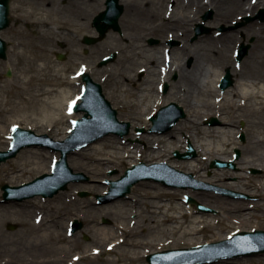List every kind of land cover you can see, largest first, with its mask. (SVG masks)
I'll return each mask as SVG.
<instances>
[{
  "label": "bare ground",
  "instance_id": "bare-ground-1",
  "mask_svg": "<svg viewBox=\"0 0 264 264\" xmlns=\"http://www.w3.org/2000/svg\"><path fill=\"white\" fill-rule=\"evenodd\" d=\"M165 1L160 0L158 3L160 8L165 6ZM175 1L181 2V0ZM123 3L125 5V13L133 12L135 9L137 13H145L142 5L134 0L123 1ZM199 3L201 9L212 7L216 12L224 15L227 20L230 15L237 12H255L259 7H264V0H200ZM148 9L150 15L156 17L152 6L149 5ZM180 9L184 11L186 6L182 5ZM31 19L36 20L34 15H32ZM165 21L168 20L165 18ZM173 21L176 24L171 27L177 31H182V34L173 33V36L177 35L179 38L183 35L182 38H185L191 33L190 25L192 20L189 19L187 14H184L181 23L177 22V19ZM47 26L51 27V24ZM152 28L157 33L164 30V27H160V25L155 23ZM165 38L167 37L163 38L164 41L162 40L159 48L148 47L147 49V46L143 44L140 47L137 46V48H141V51L136 52V59L134 58L135 55L129 57L130 59H135L136 64L142 62L146 65V69H142L146 71V76H143V79L136 80L135 74L131 70L129 71L127 66L124 65L123 68L116 70V72L112 71L113 68H109V77L111 78L112 75L120 78L123 77L127 79V85L133 82L137 94L133 91L134 88L129 89L128 87H124L122 83V94L125 97L136 96V101L131 102V105H127L126 108L128 111L125 114L133 122L137 124L139 122L142 124L145 123L149 126L150 123L146 117L151 113H155L159 108H162L169 98L168 96L161 95L159 88L155 90L153 87L151 90L145 88L144 85L154 84L157 80H159L160 86L162 82L170 85V74L172 71H176L181 75L182 82L172 84V89L174 90L173 95L175 96V100L184 105L186 113L188 112L189 116L182 120L179 126L170 133L143 135L141 139L146 143L145 150L139 144L131 147V144L125 138L120 140L117 136L110 135L104 136L90 146L88 145L89 147L87 148L76 151L70 156V163L73 166H78V162L81 161L79 166L84 168L94 181L88 186L84 187L80 183H72L67 190L61 191L53 197L35 196L24 200L7 202L3 199L4 190L0 188V255L4 252L5 246L9 250L13 247L16 248L15 252L12 251L13 253H17L21 248V244L17 241L16 236H14L15 234L5 229L6 224L10 225L11 220L1 215L8 208L15 212L31 208L37 210V222H40V225L38 224L35 229L41 231L42 228V234L39 235V242H33L29 248L41 250L43 253L41 264H86L88 260H92L88 264H98L96 259L101 257L103 253L113 251L115 253L119 249V245L124 240L121 238L122 236L117 237L114 228L101 226L100 230L103 233V238L99 237V239L101 238V243L100 241L98 242L100 245L89 248L85 245L80 246L75 242L73 253H70L71 250L67 243L70 242V236H76V234H71L69 227L74 219L84 220V217L80 213H77L76 210L81 209L82 206H85V208L92 206L98 207L101 217L105 219L118 215L126 218V215H132L130 212H135L133 214L138 218V221L135 223L138 225L137 229H139H136V234L139 237L145 236L146 234L150 235L152 234V229H155L157 238L160 239V237H164L170 231L187 238V240L179 242H185L190 245L196 243L191 237L201 233L206 228L212 229L215 225L224 223L225 220L229 222V225H237V228L234 226L224 233L212 235V237H215L214 240L229 238L234 233L236 234V232L262 230L256 228L244 230L241 227L249 224L250 218L254 217L255 213L252 212V209L257 208L262 210V213H257L256 215L264 218V202H257L251 206H247L245 201L230 200L208 190L188 192L173 190L156 181L143 180L132 188L131 194L108 203H99L96 198L90 199L89 203H87L86 199L74 196L80 188H86L96 196L100 193L102 195L106 194L110 186L103 185L101 181L104 179L115 180L121 173L107 178L105 168L102 166L108 165V163H114L115 160L120 162L127 161L130 166L137 164V161L143 158L148 161H152L153 159L159 160L163 157L169 161L172 160L171 153L173 150L180 149L184 146V139L179 136L185 134L195 144L197 157L188 161L179 162L178 167L187 169L196 174L195 176L198 178H203V180L223 185L232 190H243L255 194L261 201H264V76L261 79L248 81L246 78L241 77V75L236 74L237 78L234 79L233 85L229 89L227 88L221 91L219 83L224 71L215 72L212 70L205 62L203 50L209 48L211 50L210 52L216 53L220 50L218 43L222 42L228 51L230 42L227 41L228 37L225 34H221L220 36H202L197 41V46L194 51H187L186 53L182 51L185 47H170L166 44ZM162 51L163 54L161 55ZM73 53H76L77 56L80 55L76 51H73ZM252 53L250 52L249 57L252 59L256 58L257 53ZM167 55L170 56L169 62H167ZM187 55L193 56L194 59V65L191 69L186 68L184 63V58ZM226 55L227 52L224 56ZM21 56L29 64V67L26 69V77L19 82L6 85L5 88L0 86V91L5 96L3 99H0V114L4 116L9 113V105H14L11 107L12 109L18 105L24 111L29 110L32 112L31 115L33 117L30 118L32 120L28 121L31 126L43 129L49 125L53 127L59 126L65 116V114L59 113L58 106L61 96V101L63 99L66 101L68 109L75 100L77 101L79 99L83 88V82H81L82 88L77 93L69 96V91L65 87V83H63L64 80H67V85L69 84L70 86L71 83L78 81V74L80 72L86 71L90 74L91 68L89 69L87 65H83L80 62L76 66V70L72 67L73 69L68 71L70 76L67 78L66 66H58V64H55L48 57L40 54L34 57L27 55ZM198 56H200V60ZM262 60L264 61V55H262ZM195 62L198 66H196ZM231 63L228 60L227 64L231 65ZM61 78L63 79L62 81L60 80ZM39 87L43 88L40 89ZM54 93L56 97L52 98L51 95ZM14 97L18 98L20 103L15 100L13 101L12 98ZM209 115L217 116L221 121L220 125L204 126L200 124L201 118ZM66 116H71V114H67ZM19 120L26 121L27 119L24 117ZM241 121L245 123L243 130L239 129ZM0 122L4 121L0 120ZM72 122L74 123V121H71V124ZM71 127L66 131V134L69 133ZM241 131L247 135L245 143H241L238 139ZM10 134L7 140H4V129L0 125V146L3 145L4 148L10 146L12 142ZM131 139L134 138L131 137ZM235 147L240 148L243 153L242 157L238 160L241 170L236 172L230 169L216 168L208 176L206 173L210 169L208 165L209 161L215 158L224 160L232 159L234 156L233 149ZM43 152L39 148H26L18 156L16 155L14 159L9 160V163H1L0 185L6 179L9 185L19 186L34 180L37 177H34L37 173H50L53 160L57 157H52L51 163L46 167L35 166L31 175L26 174L29 171H26L25 164L20 162L31 157H38L40 154L45 155ZM86 160H91L89 163L93 164L84 167L82 161L85 162ZM12 165H16L17 170L12 169ZM109 167L111 166L109 165ZM251 167L260 168L263 170V173L260 175H251L248 173ZM181 194L183 198L186 195L192 194V196L198 198L203 204L205 203L219 209L220 215L211 217L200 212H195L194 210L192 211V207L185 208L180 202ZM74 209L76 210L75 212ZM169 222L172 225L170 229L165 227ZM91 224L89 222V225ZM54 227L55 231L53 232ZM115 228L122 230L124 233L131 231L125 224H115ZM49 229H52V234ZM136 243L143 244L144 242L136 241ZM157 243V245H153L152 242H149L143 248V251L127 254L126 258L130 262L127 261L126 264L146 262L143 259L148 254L156 250L165 249L168 242L164 239V241ZM105 245L108 248H105ZM53 246L60 248L61 252L58 257L53 256L55 252L54 249H51ZM118 262L119 259H112L101 264H118ZM236 263V260L224 259L220 260L218 264Z\"/></svg>",
  "mask_w": 264,
  "mask_h": 264
},
{
  "label": "rangeland",
  "instance_id": "rangeland-1",
  "mask_svg": "<svg viewBox=\"0 0 264 264\" xmlns=\"http://www.w3.org/2000/svg\"><path fill=\"white\" fill-rule=\"evenodd\" d=\"M123 1H133V0H123ZM123 1L120 0L121 5H123ZM142 5L143 9L145 10L144 14L137 13L136 9L133 12H126L124 10V13L122 14L120 18V31L110 30L106 37L96 43L93 44H86L84 42L85 36H96L98 35V32L95 27H93V21L97 14L102 12L106 8V0H12V10H11V23L10 25L0 31V35L8 42L9 49H8V57L7 59L0 58V86L3 88L6 87L8 84H14L15 82L21 81L23 78L26 77V69L29 67V64L21 55H27L30 57H34L37 55H42L45 57H48L49 59H52L55 64H58V66H66V75L67 78L70 76L69 70L75 69L76 66L81 62L83 65H87L89 69L91 68V76L94 78V80L98 83H101L103 85L104 93L106 95V98H108L111 102L114 108L118 110V118L121 121H127L131 123L130 130L128 134H124L123 137L116 134H109L106 136H117L120 140L122 138H125L127 142L131 144V147L136 146L137 144L140 145V147L145 150V141L141 139L143 135L146 134H161L157 132H150V129L152 128V122L150 121V115H146L147 120H149L150 125L147 126L145 123L142 124L139 122L137 124L136 122H133L130 118L127 117L125 114L128 109L126 108L127 105H131V102L136 101V96L128 97L124 96L122 94V83L124 84V87H128L129 89L134 88L133 82H130L129 85H127L128 81L125 78L117 77L116 75H112L111 78L109 77V68H113L112 71L116 72V70L123 68L124 66H127V69L132 71L135 76L136 80H141L146 76V71H143L142 69H146V65H144L142 62L135 63V59L137 58L136 52L141 51V48H137L142 46L143 44L149 48L154 47H160L162 44V40L164 37L166 40V44H168L172 48H183L182 51L186 53L187 51L192 52L194 51L195 47L197 46L196 43L202 36H209V35H216L220 36L221 34H225L228 37V40L230 42V48L227 51L226 47H224L222 42L218 43L219 49L218 52L212 53L209 48H205L203 50L204 59L207 65L211 67L212 70L215 72L218 71H224L223 76L226 74L227 71H230L232 74V79L234 83V79L237 78L236 74L241 75V77L246 78L249 80H255V79H261L264 76V61L262 60V55H264V21H261L260 19H250L246 20V17L248 15L254 16L256 13L261 9L264 8L259 7L255 12L251 11H245V12H237L235 14H232L228 17V20L225 18L224 15H222L220 12H216L212 7H207L206 9H201L200 7V0H181V2L175 1V0H166L165 6L160 8L159 2L160 0H134ZM149 5L152 6L153 11L156 13V17H153L149 13ZM172 5V6H171ZM182 5L186 6V9L184 11L180 9ZM125 6V5H124ZM128 10V8H127ZM91 15H89V14ZM211 13V14H209ZM160 14V16H159ZM184 14H187L189 16V19L192 20L190 28L191 33L186 36L185 38L177 37V35L173 36V33L182 34V31H177L174 28H172V25H175L173 20H178L177 22L181 23V19H183ZM208 18L205 19V16L208 15ZM34 15L36 20H32L31 17ZM89 15V16H88ZM166 20L168 21H165ZM171 20V21H169ZM63 22V23H61ZM154 23L157 25H160V27H164V30L162 32H154L152 26H154ZM237 23H242L240 26H237ZM48 24H51L50 26H47ZM198 24H203L206 28L210 29L209 31H205L202 35L196 36V28ZM225 27V29L222 31L221 28ZM220 34V35H219ZM150 39H156L158 42L155 44L150 43ZM164 41V40H163ZM173 42V44H172ZM242 44L248 45L247 53L244 57L238 60V53L237 50L242 46ZM187 48V49H186ZM228 48V47H227ZM252 49V50H250ZM73 51H76L80 53L79 56H77L76 53H73ZM116 52L117 56L116 59L112 62H110L108 65L100 66V61L104 58V56H107L109 54H112ZM227 52V55L225 53ZM250 52L257 53L256 58L252 59L249 57ZM63 53L65 58L63 60H60L58 58V54ZM252 53V54H253ZM163 54V51L161 52V55ZM131 55H135V59H130L129 57ZM127 58V60H126ZM200 60V56H198ZM227 58V59H226ZM184 63L186 68L191 69L194 65V59L193 56L187 55L184 58ZM228 60H230L231 65H228ZM240 61V62H239ZM76 62V63H75ZM196 66L197 63L195 62ZM124 65V66H123ZM75 66V67H74ZM73 67V68H72ZM76 70V69H75ZM11 72V75L8 76L7 73ZM135 71V72H134ZM68 72V73H67ZM137 74V75H136ZM144 76V77H143ZM65 78V77H64ZM81 78V77H80ZM78 78V81L75 83H71L67 85V80H64L63 83H65V87L69 91V96H72L73 94L77 93L81 86L82 79ZM169 88L164 91L162 89L161 95L168 96L169 99H167V102L165 104H169L171 102H177L178 105H182V108L185 112V116H180L179 119L176 120V123L170 127L167 130V133L172 132L177 126H179L180 122L184 119H186L189 114L186 113L185 107L181 102H178L175 100V96L173 95L174 90L172 89V84L182 82L181 75L176 72L172 71L169 78ZM63 80L62 78L60 79ZM222 80V78H221ZM221 80L219 83V88L221 91L225 89H229L228 86L224 89L221 88ZM84 83V82H83ZM232 83V85H233ZM39 85V84H37ZM159 80H157L154 84H145L144 87L148 89L157 90L159 88ZM40 89L43 87H39ZM133 91L137 94V90L134 88ZM30 93H32L30 91ZM5 97L1 91H0V99ZM52 98H55V93L51 95ZM62 98V96H61ZM59 102V113L65 114L63 117V122L59 124V126L53 127L49 125L47 128H40L36 126H31L28 122L31 117V111L22 109L20 106L16 105L17 107L11 108L14 105H9L10 112L6 115L2 116L0 114V120H3L4 122H0V125L3 126L4 129V140H7L8 135L13 132V126L16 123L17 125L24 127L26 129H33L38 134H48L49 136L57 139H65L68 135L66 134V131L69 130L71 127V121L72 119L75 120L77 117L81 116V113H75L70 112L67 110L66 101L64 99ZM12 100L17 101L20 103V100L16 97L12 98ZM164 104V105H165ZM67 114H71V116H66ZM30 115V117H28ZM26 118V121H22L19 119ZM213 120H216L213 122ZM17 121V122H16ZM212 121V122H211ZM200 124L204 126H215L220 125V120L215 115H209L205 116L204 118H201ZM239 129L243 130L245 127V123L243 121L239 124ZM60 127V128H59ZM166 126H164L165 128ZM59 128V129H58ZM144 128V132H139L138 129ZM57 130V131H56ZM10 134V136H11ZM166 134V133H163ZM65 136V137H64ZM61 137V138H60ZM64 137V138H63ZM134 138V139H131ZM140 137V138H139ZM180 138L184 139V146L174 149L171 153L172 160H168L167 158H160L159 160L153 159L152 161L145 160V158L140 159L137 161V164L140 162H146L148 164L153 162H159L166 163L169 166L180 170L182 172H185L187 174H191L193 176V179L186 177L185 183H191L194 186L197 187H180V186H172L164 184L162 182L156 181L151 179V181H156L157 183H160L161 185L171 188L173 190H182V191H199V190H208L215 192L225 198H228L230 200H241L245 201L247 206H251L257 202H264L259 199V197L255 194H251L247 191L243 190H235L241 193L246 194L245 197H233L230 195H223L220 189L227 188L223 185H219L217 183H212L210 181L203 180V178H198L195 176L196 174L188 171L187 169L183 167H178L177 165L179 162H184L191 160L192 158L197 157V149L195 147V144L191 142V140L188 138L189 136H186L185 134H182L179 136ZM101 137L100 139H102ZM98 139V140H100ZM238 139L241 141V143H245L247 140V135L241 131L238 135ZM92 144V143H91ZM89 144V146L91 145ZM190 145L194 148L196 154L194 157L187 159L184 157H178L175 153L178 151L181 153L188 152V149ZM89 146H86L84 148H87ZM9 148V147H8ZM26 148H39L43 150L45 155H39L38 157H31L27 160H21L20 162L24 163L25 170L29 171V173H26L27 175H31V172L35 166H41L46 167L51 163L52 157H57L58 160L60 158V153L58 151H53L51 149H48L46 147L41 146H32V147H26ZM26 148H22L16 155L18 156L20 152ZM83 149V148H81ZM0 150H7V148H4L3 145L0 146ZM79 150V149H78ZM73 151L70 156H72L76 151ZM234 156L230 160H224L215 158L209 161V170L207 171V175H211V171L216 168H223V169H230L232 171H240V164H238V160L242 157L243 153L242 150L238 147H235L233 149ZM239 151V154H237ZM69 156V159H70ZM16 157V156H15ZM15 157L9 158L6 161H3L2 163H9V160L14 159ZM33 158V159H32ZM55 159V160H56ZM215 160H219L222 164L220 166H217L216 164H213ZM169 161V162H168ZM54 162V161H53ZM81 162V161H80ZM73 166L71 165L70 160L69 164L72 167V169L75 172L84 173L87 176V179L80 180V181H74L70 182L67 189L71 186L72 183H80L84 187L88 186L89 184H92L94 181L91 178L90 174L84 169L79 166ZM91 160H86L85 162L82 161V165L84 167H88L89 165H92L93 163H89ZM109 165L111 167H109ZM53 166V163H52ZM103 168H105V175L107 178L119 175H121L117 178H121L126 169L129 167L130 164H128L127 161L120 162L118 160H115L114 163H108V165H103ZM110 168V169H108ZM12 169L17 170L16 165H12ZM163 170V169H161ZM52 171V169H51ZM112 171H117L114 173H111ZM172 175L170 177L171 180L176 181L175 179L179 178L180 175L169 171ZM248 173L251 175H260L263 173V170L257 167H251L248 170ZM44 174V173H42ZM41 173H37L34 177L42 175ZM33 177V178H34ZM108 179H104L101 181L103 185H108L106 183ZM143 181V180H141ZM7 183V180L4 179L3 182L0 185V188H2L3 184ZM139 183V182H138ZM9 183H7L8 185ZM136 185V184H135ZM134 185V186H135ZM133 186V187H134ZM132 187V188H133ZM131 188V189H132ZM67 189L60 190L65 191ZM133 190V189H132ZM131 190V192H132ZM232 190V189H231ZM234 190V189H233ZM81 192H88V195L82 196ZM128 193L127 195L131 194ZM58 194V193H57ZM56 194V195H57ZM77 198H83L87 200V203H89L90 199L96 198V195L89 191L86 188H80L74 195ZM126 197V196H125ZM181 199L180 202L184 205L185 208L192 207V211L200 212L202 214L209 215L211 217L220 215V210L217 208H214L212 206H209L207 204H203L198 198L190 195L182 197V194L180 195ZM189 197H193L196 200L200 201L203 205L210 207L211 211H204L200 210L198 206L195 203H189L187 202ZM97 200V199H96ZM86 204V203H85ZM84 204V205H85ZM77 213H80L82 217H84V222H91V227H82V229L78 230L76 233V236H70V242L67 243V245L70 248V253H73V247L75 242H77L80 246L85 245L89 248L96 247L97 245H100L101 238H103V233L100 230L101 226H104L106 228H114L116 236H122L121 238L124 239L121 245H119V249L114 253H103L101 257L97 258L96 261L98 264L108 262L112 259H119L118 264H123L128 261L130 262L126 256L127 254H132L136 251H143V248L146 247V245L149 244V242H152L153 245H157L159 241H167L168 243L165 246V249H174V248H181V247H193L204 243L209 242H215L223 239L214 240L215 237H212L214 234L218 233H224L226 230H229L232 227H236L237 225H229L228 221L225 220L224 223L215 225L212 229L206 228L201 233L196 234L194 237H191L196 243L194 245H190L185 242H179V241H185L187 238L181 237L176 233L173 232H167L164 237L157 238V234L155 232V229H152V234L139 237L136 234V229L138 228V225L135 223L138 221V218L135 217L133 213L129 215H126V218L121 216H115L112 218H104L101 217L100 209L98 207H87L82 206L80 209H76ZM74 209V212L76 211ZM252 212L255 213L254 217L250 218L249 224L243 225L241 228H244V230H251L252 228L256 229H264V218L261 216H257V213H262V210L260 209H252ZM37 210L36 209H23L20 211H13L8 209H5L2 212L3 217L8 218L11 220L10 225L6 224L5 229L9 230V232L15 234L17 241L21 244V249L24 250L23 256H28L30 258H33L32 254L35 255H42L43 253L39 249H32L29 248L31 244L35 241L39 242L40 236L42 234V228L41 231H37L35 227L37 225H40V222H37ZM198 214V213H196ZM81 220V219H80ZM95 220V221H94ZM105 220H108L109 222H105ZM94 221V222H93ZM85 224V223H84ZM115 224H125L130 228L131 231L124 233L120 229L115 228ZM14 226V228L11 227ZM171 223L169 222L165 227L171 228ZM52 230V229H51ZM49 229L51 234L55 231V227L53 228V232ZM139 230V229H137ZM140 230H142L140 228ZM99 237H101L99 239ZM54 239V238H53ZM226 239V238H225ZM100 243L98 244V242ZM136 241L144 242L143 244H137ZM178 242V243H174ZM26 248H28L26 250ZM105 248H108L107 245H105ZM16 248H9L5 246L4 252L0 255V262H3L4 257L7 253L14 254L16 256L15 252ZM54 249L53 256L58 257L60 255V248L58 246H53L51 248ZM162 249V250H165ZM37 250V251H34ZM162 250H156L162 251ZM154 252V251H153ZM43 258V255L41 258H38L39 261H41ZM227 259V258H225ZM146 262L137 263V264H147V257L143 259ZM224 260V259H220ZM220 260L212 263V264H218L220 263ZM229 260H236V264H264V254L262 255H256V256H242V257H233L229 258ZM92 262V260H88L86 264ZM30 262H25L24 264H28ZM41 264V263H37Z\"/></svg>",
  "mask_w": 264,
  "mask_h": 264
},
{
  "label": "water",
  "instance_id": "water-1",
  "mask_svg": "<svg viewBox=\"0 0 264 264\" xmlns=\"http://www.w3.org/2000/svg\"><path fill=\"white\" fill-rule=\"evenodd\" d=\"M108 10L101 13L95 19V27L100 31L101 36L103 37L108 29L113 27L114 29H119V17L123 12V7L118 4V0H108ZM10 9V0H0V30L5 29L9 23V10ZM208 16V15H207ZM207 16L205 18H207ZM260 18L264 21V9L256 17H247L246 20ZM242 23H238L237 26H240ZM199 33L209 31L210 29L199 25ZM225 29L224 27L222 28ZM98 39L86 37L85 41L87 43H93ZM249 47L246 45L242 46L240 52V58H242L246 53ZM0 57L7 58V43L0 37ZM60 59H63V55H59ZM113 57H110L103 61L101 64L107 63ZM84 81L86 82L85 91L81 97L82 102L75 105L74 110L77 112L85 111V115L76 120V127L73 130L72 134L64 141H56L52 139L48 134L38 135L33 130L24 129L21 127H16V130L13 134L14 141L11 149L7 151H0V163L7 160L10 157L16 155L24 146L38 145L51 147L55 150H59L62 153V156L58 162H55L54 173L53 174H43L37 177L34 181L26 183L22 186H10L4 185L5 189V199L10 200L13 198L23 199L25 197L34 196L36 194H43L45 196H52L57 193L60 189H65L69 181H80L87 179L84 173H74L73 169L68 164V155L79 147H83L98 138L105 136L111 132L124 135L127 134L130 130L131 124L129 122H121L117 118V110H115L111 102L105 98L103 94L102 85L95 82L88 73L82 74ZM232 83L230 72L227 73L223 80V87H227L228 84ZM176 108V112L172 116H168L166 119H156L152 117L154 122V130H159L161 132L167 131L172 127L176 120L180 116H184L183 109L176 104H173ZM168 108V107H167ZM166 108V109H167ZM171 109V108H169ZM168 109V110H169ZM159 116V115H158ZM216 120H213L215 122ZM166 126L165 128L162 126ZM143 130V129H142ZM191 151H194L191 147ZM183 157H192L194 154L188 153L181 155ZM218 164H222L217 161ZM144 166V163L137 165L133 168L127 170L126 175L117 181H109L112 184L111 191L106 196L99 195L98 198L100 202H107L118 197L126 195L131 191L132 185L142 178H149L148 175H135V172ZM167 183L166 180H164ZM168 184V183H167ZM227 194L233 196H243L242 193L236 192L233 190H225ZM82 195H87L86 192H83ZM190 201L195 202L200 209L209 210L205 206L201 205L198 201L191 198ZM82 228V222L76 220L74 223V231ZM235 240H240L241 242H247L244 248L238 250L227 248V244L234 242ZM226 246V247H225ZM213 252L209 253L210 261H215L221 257H232L237 255H252L258 253H264V230H256L254 232H241L237 234L234 239L222 241L219 243H213L210 245H204L200 247H195L192 249H180V250H168L164 252L154 253L148 256L149 264H170L166 261L165 258L171 255H176L177 253H197L199 258H196L197 261L205 262L206 252L209 248H213ZM218 250V251H217ZM217 251V252H215ZM159 259H165V261L160 262ZM194 263V261H191Z\"/></svg>",
  "mask_w": 264,
  "mask_h": 264
},
{
  "label": "flooded vegetation",
  "instance_id": "flooded-vegetation-1",
  "mask_svg": "<svg viewBox=\"0 0 264 264\" xmlns=\"http://www.w3.org/2000/svg\"><path fill=\"white\" fill-rule=\"evenodd\" d=\"M28 248H26L27 250ZM37 251V250H34ZM24 253L23 249H19V251L16 253V256L14 254H9L7 253L6 256L4 257L5 264H24L25 262H30L28 264H37L38 262L40 263L38 258H41L42 255H35L34 253L32 254L33 258L23 256L22 254Z\"/></svg>",
  "mask_w": 264,
  "mask_h": 264
},
{
  "label": "snow or ice",
  "instance_id": "snow-or-ice-1",
  "mask_svg": "<svg viewBox=\"0 0 264 264\" xmlns=\"http://www.w3.org/2000/svg\"><path fill=\"white\" fill-rule=\"evenodd\" d=\"M71 110V109H70Z\"/></svg>",
  "mask_w": 264,
  "mask_h": 264
}]
</instances>
